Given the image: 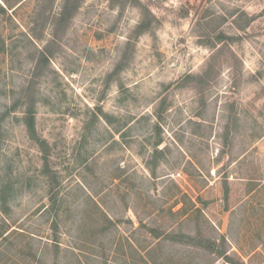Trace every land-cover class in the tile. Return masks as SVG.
<instances>
[{"label": "rangeland", "instance_id": "374dc122", "mask_svg": "<svg viewBox=\"0 0 264 264\" xmlns=\"http://www.w3.org/2000/svg\"><path fill=\"white\" fill-rule=\"evenodd\" d=\"M226 256L264 264V0H0V264Z\"/></svg>", "mask_w": 264, "mask_h": 264}, {"label": "trees", "instance_id": "16d2710c", "mask_svg": "<svg viewBox=\"0 0 264 264\" xmlns=\"http://www.w3.org/2000/svg\"><path fill=\"white\" fill-rule=\"evenodd\" d=\"M1 9L5 10V8L3 6H1ZM149 15H150V13H148L146 15V18L140 24L139 31H144L146 29H149V25L151 24V17ZM26 119H27L28 128H29L30 132H32V134H34L35 133V117H34V115L30 114V115H28V117ZM226 259L231 264H235V261L233 260V258L226 256Z\"/></svg>", "mask_w": 264, "mask_h": 264}, {"label": "crops", "instance_id": "0c3cea01", "mask_svg": "<svg viewBox=\"0 0 264 264\" xmlns=\"http://www.w3.org/2000/svg\"><path fill=\"white\" fill-rule=\"evenodd\" d=\"M227 264H230V262H227Z\"/></svg>", "mask_w": 264, "mask_h": 264}]
</instances>
